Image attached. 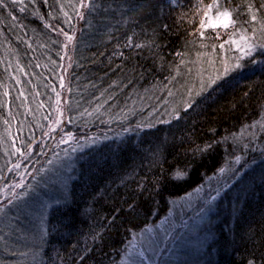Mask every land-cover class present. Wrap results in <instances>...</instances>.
Listing matches in <instances>:
<instances>
[{"label": "trees", "instance_id": "1", "mask_svg": "<svg viewBox=\"0 0 264 264\" xmlns=\"http://www.w3.org/2000/svg\"><path fill=\"white\" fill-rule=\"evenodd\" d=\"M197 4L5 0L0 8V106L9 101L29 126L33 118L24 106L28 89L37 88L43 99L42 89L56 84L65 62L56 30L66 26L75 38L71 117L96 141L106 132L108 138L119 136L105 143L100 166H92L85 185L67 189L68 201L50 211L43 229L32 227L30 219L21 221L24 255L29 246L40 245L36 264H118L137 233L174 225L173 203L204 190L210 176L226 177L238 166L245 169L226 179L221 191L238 181L255 183V190L239 207L231 206L230 199L216 207L200 198L190 215L207 213L213 221L211 228L197 230L189 246L197 249L210 235L217 246L214 264H264V0H208L207 15L193 25ZM224 11L233 22L226 33L210 39L206 20ZM240 57L244 62L255 59L259 70L251 76L237 74L231 62ZM196 60L207 67L221 101L217 98L198 115L182 118L174 132L153 130L166 120L170 107L185 108L199 97V86L191 87L188 79ZM11 124L7 116L0 119V134L6 131L0 142ZM220 134L232 147L215 145ZM134 142L156 144L149 160L139 163L132 154L130 160L124 158ZM129 168L134 177L118 185L115 195L98 192ZM44 169L39 167L31 186ZM173 172L182 178L172 179ZM207 195L202 191V197ZM6 231L0 234V254L7 258L0 264H27L15 258L18 231ZM170 238L175 240L176 233ZM168 248H161L160 264H188L181 251L174 256Z\"/></svg>", "mask_w": 264, "mask_h": 264}, {"label": "rangeland", "instance_id": "2", "mask_svg": "<svg viewBox=\"0 0 264 264\" xmlns=\"http://www.w3.org/2000/svg\"><path fill=\"white\" fill-rule=\"evenodd\" d=\"M185 1L189 5L194 0ZM206 1L208 0H198L197 9L192 12L193 25L203 21ZM216 16V13L210 14L206 20L207 25L211 26ZM211 28L208 35L210 39L228 30L219 24ZM73 33V30L66 26L56 30V35L61 38V41L57 38L56 40L61 50H65V62L56 84L42 89L43 99L40 98L37 88L28 89L31 95L25 98L24 106L28 109L29 116L33 118L29 126L26 127L21 112L12 108L9 101L0 106V119L7 116L12 121L8 133L0 142L2 160L0 163V234H6L8 232L6 229L9 228L18 231L15 235L17 244L15 258L18 262L27 260V264H36L41 248L36 242L28 247L27 254L24 255L20 235L21 221L25 218L28 223L30 219L32 227L43 229L47 225L50 211L68 201L67 189L73 184L85 185V178L92 174V166H100V156L106 148L105 143L111 138H119L114 133L108 138L106 132L101 136L100 141H96L97 138L92 132L78 127L76 120L71 117L70 108L74 98L70 96V91L76 84L70 73L75 44ZM69 36L71 40H68ZM244 60L245 57L233 58L232 70L241 76L254 75L259 70L258 62L255 59H250L249 62ZM193 73L199 79L197 83L200 90L199 97L188 101L185 108L170 107L166 120L153 126V130L164 129L167 134L170 128L174 132L182 118L198 115L200 111H203L202 108L213 103L217 98L221 101V97H215V87L209 80L207 67L199 60L193 64ZM5 132L0 134V139ZM221 134L217 141H214L215 145L221 148L232 147L230 141ZM155 146L156 144L152 143L134 142L127 147L124 158L129 159L128 155L132 154V158L139 160V163L146 162L150 159ZM135 147L138 151H135ZM16 164H20L21 167L16 169ZM39 167H45V169L31 186L30 181L37 175ZM244 169L243 166H238L226 177L223 173L212 175L205 182L204 190H197L173 203V211L176 214L174 225L165 230L166 224L163 223L137 233L132 239L127 254L118 264H160L163 251L160 252L159 249L163 244L169 247L171 255L177 256L178 251H181L187 258L188 264H214L217 260V246L212 241L214 237L209 239L210 235H205L197 249H191L189 246L197 230L211 228L213 220L207 213L192 215L190 213L200 198L208 200L212 206L216 207L220 206V201L230 199L231 206L239 207L243 199L255 190L256 184L251 181H238L222 191L221 189L226 179L232 178L237 171ZM134 174L132 168L126 169L106 185L99 186L98 192L101 190L104 194L114 191L115 195L117 186L123 185V182H127L131 176L134 177ZM21 180H23L21 188H14V185ZM202 191L208 195L202 197ZM101 195L98 198H102ZM9 199L13 200L12 204H8ZM235 213L236 211L232 212V219ZM168 220L172 221L170 217ZM173 232L177 236L175 240L170 238ZM6 258L0 254V259ZM179 262L183 263L184 260L180 259Z\"/></svg>", "mask_w": 264, "mask_h": 264}, {"label": "snow or ice", "instance_id": "3", "mask_svg": "<svg viewBox=\"0 0 264 264\" xmlns=\"http://www.w3.org/2000/svg\"><path fill=\"white\" fill-rule=\"evenodd\" d=\"M4 5H5V0H0V8H3ZM83 7H88V5L87 4H84ZM209 7H212V6L210 5ZM205 14L207 15V13H205ZM253 20H255V16H253ZM232 22L233 21H232L229 13L227 11H224L222 13L218 12L217 13L216 20L211 22V26L212 27H215L217 24H219V25H221L224 28H228ZM240 39L243 41V40H246V37L245 36H241ZM68 40H71V36L68 37ZM233 43H236V42L233 41ZM221 47H223V45H221ZM250 50L251 49H249V51ZM247 54L248 53L245 52V55H247ZM25 159H28V157H25ZM48 163H51V161H48ZM20 167H21L20 164H16L15 165V168L16 169H19ZM177 178L178 179L182 178V174L181 173H177ZM22 184H23V180H21L20 183L14 185V188H21ZM12 203H13V200L12 199H9L8 200V204H12Z\"/></svg>", "mask_w": 264, "mask_h": 264}, {"label": "bare ground", "instance_id": "4", "mask_svg": "<svg viewBox=\"0 0 264 264\" xmlns=\"http://www.w3.org/2000/svg\"><path fill=\"white\" fill-rule=\"evenodd\" d=\"M188 79H189V83H190L191 87L198 85L197 83H198L199 79L196 75H191L188 77Z\"/></svg>", "mask_w": 264, "mask_h": 264}, {"label": "clouds", "instance_id": "5", "mask_svg": "<svg viewBox=\"0 0 264 264\" xmlns=\"http://www.w3.org/2000/svg\"><path fill=\"white\" fill-rule=\"evenodd\" d=\"M171 178L174 179V180L178 179L177 178V174L175 172H173L172 175H171Z\"/></svg>", "mask_w": 264, "mask_h": 264}]
</instances>
